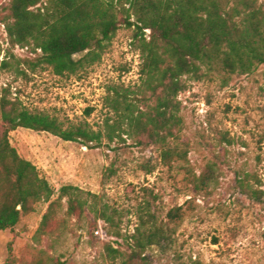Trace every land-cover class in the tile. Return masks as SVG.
<instances>
[{
	"label": "rangeland",
	"instance_id": "1",
	"mask_svg": "<svg viewBox=\"0 0 264 264\" xmlns=\"http://www.w3.org/2000/svg\"><path fill=\"white\" fill-rule=\"evenodd\" d=\"M132 32L121 27L83 74L59 76L49 66L33 72L24 61L32 49L12 46L0 21V96L9 86L29 109L103 134L91 148L47 131L9 133L18 153L53 186L54 199L62 186L73 185L95 206L68 216L64 199L58 207L63 226L39 236L49 206L40 203L14 230L0 231V264L10 256L15 264H122L143 207L168 229L161 245L145 251L143 264H264V64L247 74L216 69L185 79L178 96L183 127L173 145L186 156L169 164L161 143L126 122L109 139L107 120L117 117L107 103L110 86L144 92L142 109L153 103L151 91L140 87L142 59ZM118 227L122 237L115 235Z\"/></svg>",
	"mask_w": 264,
	"mask_h": 264
},
{
	"label": "trees",
	"instance_id": "2",
	"mask_svg": "<svg viewBox=\"0 0 264 264\" xmlns=\"http://www.w3.org/2000/svg\"><path fill=\"white\" fill-rule=\"evenodd\" d=\"M0 8L11 45L32 49L34 56L24 61L33 72L49 66L59 76L81 75L102 59L121 27L132 29V44L142 59L140 87L151 91L153 103L142 109L144 92L110 86L107 103L117 117L107 120L109 139L126 122L161 143L169 164L186 156L173 145L183 127L178 96L185 89V79H198L216 69L247 74L264 64L261 0H0ZM77 54L82 56L76 58ZM0 120V231L14 230L40 203L49 206L39 236L55 235L63 226L58 207L64 199L68 216L94 210V202L77 186H62L54 199L53 186L31 160L18 153L9 133L19 127L47 131L93 148L102 143L101 131L88 123L65 126L54 115L33 111L19 96H12L9 86L1 92ZM103 217L114 221L105 212ZM138 218L129 236L131 254L122 264H143L145 251L168 237V229L158 224L150 209L143 207ZM115 235L122 237L119 227ZM10 258L8 264H15ZM54 264L65 263L57 259Z\"/></svg>",
	"mask_w": 264,
	"mask_h": 264
},
{
	"label": "built area",
	"instance_id": "3",
	"mask_svg": "<svg viewBox=\"0 0 264 264\" xmlns=\"http://www.w3.org/2000/svg\"><path fill=\"white\" fill-rule=\"evenodd\" d=\"M146 31H149V29H146Z\"/></svg>",
	"mask_w": 264,
	"mask_h": 264
}]
</instances>
